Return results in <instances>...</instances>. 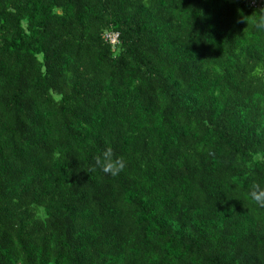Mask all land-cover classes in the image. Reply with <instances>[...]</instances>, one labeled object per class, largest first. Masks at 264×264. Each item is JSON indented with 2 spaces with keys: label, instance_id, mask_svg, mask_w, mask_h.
Here are the masks:
<instances>
[{
  "label": "trees",
  "instance_id": "obj_1",
  "mask_svg": "<svg viewBox=\"0 0 264 264\" xmlns=\"http://www.w3.org/2000/svg\"><path fill=\"white\" fill-rule=\"evenodd\" d=\"M262 3L0 0V264H264Z\"/></svg>",
  "mask_w": 264,
  "mask_h": 264
},
{
  "label": "clouds",
  "instance_id": "obj_2",
  "mask_svg": "<svg viewBox=\"0 0 264 264\" xmlns=\"http://www.w3.org/2000/svg\"><path fill=\"white\" fill-rule=\"evenodd\" d=\"M247 2L256 5L262 0H247ZM240 11L238 9V12ZM242 19L247 23V28L251 27L254 31L264 32V3L259 8H255L250 16H242ZM257 74L256 72L253 73V75ZM94 159L95 165L90 169L91 171H95L96 167H99L105 174L113 177L119 175L126 167L124 157L115 155L111 147L106 148L101 155ZM246 198L255 206L264 208V186L254 180L246 192Z\"/></svg>",
  "mask_w": 264,
  "mask_h": 264
},
{
  "label": "built area",
  "instance_id": "obj_3",
  "mask_svg": "<svg viewBox=\"0 0 264 264\" xmlns=\"http://www.w3.org/2000/svg\"><path fill=\"white\" fill-rule=\"evenodd\" d=\"M234 1H240V0H234ZM107 39L110 41L111 44L116 45L119 43V34L117 33L109 34L107 36Z\"/></svg>",
  "mask_w": 264,
  "mask_h": 264
}]
</instances>
